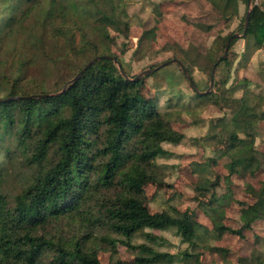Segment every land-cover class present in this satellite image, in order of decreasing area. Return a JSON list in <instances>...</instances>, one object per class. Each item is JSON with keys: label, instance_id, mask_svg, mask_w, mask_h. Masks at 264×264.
Here are the masks:
<instances>
[{"label": "trees", "instance_id": "1", "mask_svg": "<svg viewBox=\"0 0 264 264\" xmlns=\"http://www.w3.org/2000/svg\"><path fill=\"white\" fill-rule=\"evenodd\" d=\"M248 1L217 0L224 13L234 9V14L239 13L240 2L248 5ZM126 18L124 0H0V46L32 19L19 66L7 75L0 61V158H5L0 162V264H45L48 251L54 252L49 264H102L98 251L90 247L95 230L101 228L119 236L118 240L101 237L112 246L120 242L140 252L133 262L117 264H174L179 255L162 253L147 243L135 244V238L143 234L154 243L160 238L147 230H174L182 243L193 246L206 237L191 211L152 213L146 205L145 187L153 181L156 159L167 154L164 144H179L185 136L159 111L155 98L144 96V79L133 81L136 76L128 72L130 79H126L114 61L100 60L72 81L93 59L115 56L108 48L110 28L116 25L128 38L131 24ZM154 35L153 30L145 31L140 42L151 41ZM244 39L247 50L264 46V9L255 4ZM221 50L212 49L199 58L212 59V71ZM42 58L46 63L65 62L72 70L58 91L27 85L30 66ZM175 59L191 74L181 56ZM227 60L216 68L214 88L224 83L217 78V69ZM214 95L196 94L200 100H213ZM7 99L12 100L1 101ZM254 121L263 123L264 109L256 111L241 103L221 129L220 142L229 156L232 178L242 175L245 166L261 167L250 132ZM8 177L24 181L19 193L6 190ZM215 179L202 181L197 189L204 205L221 219L223 206L214 192L221 177ZM246 184L247 194L255 198L248 205L252 217L240 230L221 223L216 230L244 238L243 232L253 223H264V183L260 191ZM62 220L79 224V235L69 240L41 234ZM182 255L192 256L188 251ZM261 258L257 256L255 263H264Z\"/></svg>", "mask_w": 264, "mask_h": 264}, {"label": "rangeland", "instance_id": "2", "mask_svg": "<svg viewBox=\"0 0 264 264\" xmlns=\"http://www.w3.org/2000/svg\"><path fill=\"white\" fill-rule=\"evenodd\" d=\"M124 2L126 20L131 24L130 35L126 38L115 25L110 28L112 39L108 42L110 52L122 64L121 70L134 77L181 56L202 92L210 87L214 62L206 56L200 59L199 55H207L212 49L213 52L217 48L221 50L224 40L229 36L243 33L249 9L247 4L240 2L238 14H234V9L224 13L223 5L222 8L217 7L209 0ZM253 4L264 9V0H253ZM2 15L6 16L7 12ZM31 21L22 22L23 25L17 27L0 46V61L5 64L2 71L7 75L14 72L22 61V54L26 51V30ZM148 30H153L154 38L141 43L143 33ZM233 42L227 62L217 69V78L224 83L214 88L213 100L197 98L178 64L164 66L143 77L144 96L155 98L159 111L178 133L185 136L179 144H164L167 154L156 159L157 166L152 169L153 181L145 187L146 205L152 213L169 209L180 212L189 210L196 222L206 230L204 240L193 246L182 243L174 230H147L160 238L154 243L143 234L135 238V244L147 243L162 253L179 255L174 264H257V256H262L264 262L263 222L253 223L250 230L243 232L244 238L215 229L218 223L234 230L242 229L252 217L248 205L255 202V198L247 194L246 183L257 191H260L264 183V121H254L250 130L258 150V165L261 167L255 164L245 166L242 175L230 177V159L220 142L221 129L232 119L241 103L250 105L256 111L264 109V46L257 49L254 45L247 50L244 38ZM222 53L221 50L216 59ZM113 66L120 69L115 62ZM71 71L65 62L53 60L46 63L45 58L37 59L28 71L27 85L38 87V91H58ZM221 124L223 127L220 128ZM4 161L5 158H0L1 163ZM212 161H216V164ZM216 176L221 177L220 184L214 190L223 206L224 218L221 219H218L215 210L204 205L197 189L202 181L208 179L214 182ZM6 182L4 187L12 195L19 193L24 186V181L16 177H8ZM212 193H208L205 199H209ZM240 202L247 204L241 205ZM79 231V224L68 225L67 221L62 220L51 224L41 234L71 240L79 235ZM95 233L96 238L91 237L90 247L98 251L102 264L133 262L140 256V252L130 250L120 242L112 246L101 239L105 236L109 240H118L119 236L102 228L95 230ZM185 251L192 256L183 258L181 254ZM53 255L52 251L46 253L45 264L52 261Z\"/></svg>", "mask_w": 264, "mask_h": 264}, {"label": "water", "instance_id": "3", "mask_svg": "<svg viewBox=\"0 0 264 264\" xmlns=\"http://www.w3.org/2000/svg\"><path fill=\"white\" fill-rule=\"evenodd\" d=\"M252 1L253 0H249L248 1V12H247V15H246V18H245V26H244V31L243 33H236V34H233L231 35L228 40H227V43H226V46H225V51H224V54L222 57H220L218 59V61L215 63L212 71H211V74H210V87L207 91L205 92H201L195 81L193 80V77L191 76L190 72L188 71V69L185 67V65L178 59H171L169 60L168 62L160 65L159 67L155 68V69H148V70H145L143 71L142 73H140L139 75L136 76L135 79H133V81H136V80H140L142 79L143 77L157 71L158 69L160 68H163L164 66H167V65H171V64H178L184 75L186 76L190 86L192 87V89L195 91V93L197 95H209V94H212L213 91H214V87H215V74H216V68L218 67V65L223 62L224 60H226L229 56V51H230V48H231V44L234 40H237V39H243L246 37V34H247V31H248V28H249V24H250V19H251V11H252ZM100 60H111V61H114L118 67L120 69H122V64L119 62L118 58L115 57V56H108V55H105V56H100V57H97L95 59H93L92 61H90L81 71L80 73H78V75L72 80V81H75L77 79H79L89 68H91L97 61H100ZM122 74L123 76L126 78V79H130V77L127 75L126 71L125 70H122ZM66 89V87L64 88V90ZM64 90L61 92V93H58V94H62L64 92ZM37 97H47L49 95H36ZM12 99H7V100H1V101H11Z\"/></svg>", "mask_w": 264, "mask_h": 264}, {"label": "crops", "instance_id": "4", "mask_svg": "<svg viewBox=\"0 0 264 264\" xmlns=\"http://www.w3.org/2000/svg\"><path fill=\"white\" fill-rule=\"evenodd\" d=\"M212 4H214L215 6H217V7H221L222 5H219L218 4V2H217V0H209ZM223 7V6H222ZM221 7V8H222ZM247 106H249V107H251L250 105H247ZM264 152V151H263Z\"/></svg>", "mask_w": 264, "mask_h": 264}]
</instances>
